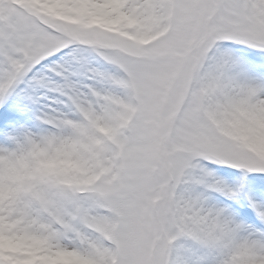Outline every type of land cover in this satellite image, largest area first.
<instances>
[{"label": "snow or ice", "instance_id": "snow-or-ice-1", "mask_svg": "<svg viewBox=\"0 0 264 264\" xmlns=\"http://www.w3.org/2000/svg\"><path fill=\"white\" fill-rule=\"evenodd\" d=\"M21 236L0 264H264V0H0Z\"/></svg>", "mask_w": 264, "mask_h": 264}, {"label": "clouds", "instance_id": "clouds-1", "mask_svg": "<svg viewBox=\"0 0 264 264\" xmlns=\"http://www.w3.org/2000/svg\"><path fill=\"white\" fill-rule=\"evenodd\" d=\"M49 166L69 173L76 171L78 168L77 163L64 154H58L57 157L50 162ZM33 243L34 241L23 236L11 240L0 239V244H3L4 246L17 248L20 250L29 249L33 245Z\"/></svg>", "mask_w": 264, "mask_h": 264}, {"label": "rangeland", "instance_id": "rangeland-1", "mask_svg": "<svg viewBox=\"0 0 264 264\" xmlns=\"http://www.w3.org/2000/svg\"><path fill=\"white\" fill-rule=\"evenodd\" d=\"M63 264H77V261L74 258H65Z\"/></svg>", "mask_w": 264, "mask_h": 264}]
</instances>
